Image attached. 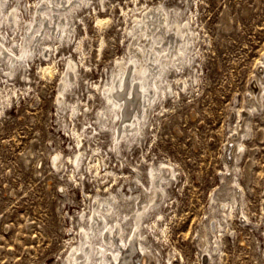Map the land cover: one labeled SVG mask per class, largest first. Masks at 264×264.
<instances>
[{"label": "rangeland", "instance_id": "1", "mask_svg": "<svg viewBox=\"0 0 264 264\" xmlns=\"http://www.w3.org/2000/svg\"><path fill=\"white\" fill-rule=\"evenodd\" d=\"M38 2H17L23 22ZM159 3L189 20L193 60L185 53L169 68L171 93L150 109L144 135L116 153L111 130L97 124L99 88L129 55L133 17ZM94 5L75 13L71 40L27 59V78L0 71V264H62L97 193L129 191L135 179L148 192L149 171L161 162L175 176L145 219V264H264V0ZM10 33L20 44L22 33ZM70 59L77 78L64 109L57 89ZM80 150L78 167L69 159ZM56 152L60 169L49 162Z\"/></svg>", "mask_w": 264, "mask_h": 264}, {"label": "bare ground", "instance_id": "2", "mask_svg": "<svg viewBox=\"0 0 264 264\" xmlns=\"http://www.w3.org/2000/svg\"><path fill=\"white\" fill-rule=\"evenodd\" d=\"M17 2L19 0H0V71L12 76L22 70L23 78H27L23 70L33 54L44 58L53 51L55 41L72 39L75 31L72 20L79 16L75 13L84 12L85 8L95 9V2L103 4V0H39L31 20L23 22ZM179 17L177 8L169 9L162 3L148 6L136 14L131 28H128L129 55L115 62L108 79L99 88L104 100L96 113L97 124L111 130L116 153L121 141L129 144L144 135L150 109L162 96L165 98L171 93L172 84L167 77L169 68L181 66L185 53L188 63L193 60L189 52L194 43L193 31L189 20L182 23ZM10 31L22 33L20 44L13 40L15 37L11 38ZM76 68L77 64L68 60L67 71H63L59 78L57 100L61 108H66L64 95L76 82ZM71 71L74 75H70ZM72 104L69 107L72 113L79 111L75 108L77 103ZM81 155L80 150L69 160L79 167ZM61 156L56 152L49 160L56 169L61 165ZM148 175V192L145 186L139 187L135 179L129 183V191L120 188L118 192L111 190L105 195L97 193L85 223L79 226L78 242L67 251L62 264H145L143 255L148 252L143 243L147 238L143 231L145 219L161 205L166 185L175 176V171L161 162L153 166ZM130 204L133 208L126 211ZM227 206L223 203L221 212L231 215L230 206L226 209ZM155 212L156 217L162 215L160 210ZM203 228L205 230L207 225ZM203 232L202 244L206 245L210 239ZM216 248L217 245L214 250ZM146 264L151 263L148 260Z\"/></svg>", "mask_w": 264, "mask_h": 264}]
</instances>
